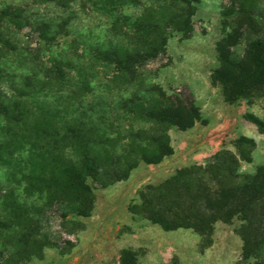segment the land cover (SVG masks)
Returning <instances> with one entry per match:
<instances>
[{
  "label": "rangeland",
  "instance_id": "obj_1",
  "mask_svg": "<svg viewBox=\"0 0 264 264\" xmlns=\"http://www.w3.org/2000/svg\"><path fill=\"white\" fill-rule=\"evenodd\" d=\"M193 5L190 36L184 38L167 27L164 52L148 59L130 81L104 62L100 53H133L132 22L144 14L161 21L175 17L183 9L179 0H0V94L4 101L22 99L30 115L38 110L51 112L61 135L72 122L86 125L91 130L88 141L101 142L108 154H123L133 135L159 132L168 136L173 149L159 164L139 162L125 181L100 188L87 179L94 193L87 218L69 215L63 221L59 206L46 209L39 215L41 232L59 247L64 241L74 246L64 255L57 248H44L42 260L32 258L27 264H118L122 250L137 252V264H264V240L258 248L259 237L241 230L245 223L238 217L229 224L217 222L211 246L202 249L205 239L191 230L165 232L129 212L140 205L142 190L162 184L176 170L203 165L219 152L239 157L233 143L240 137L255 145L241 147L251 162L240 161L238 173L252 176L264 165V134L244 119L245 114H252L264 121V90L230 105L224 102L221 86L211 83V72L219 66L216 44L223 36L234 30L241 33L232 48L235 59L242 58L249 42L264 39V0H198ZM159 91L192 95L207 124L196 123L182 132L138 117L142 103L137 99L148 101ZM3 125L0 118V129ZM92 129L98 131L97 139ZM32 147L6 157L5 164L0 162V218H6L3 204L9 203L11 195L26 208L42 206L39 196L28 195L24 184L17 182L12 167L21 168L20 160L27 159ZM80 153L78 148L64 150L67 157ZM238 231L249 242L247 260L242 259Z\"/></svg>",
  "mask_w": 264,
  "mask_h": 264
},
{
  "label": "trees",
  "instance_id": "obj_2",
  "mask_svg": "<svg viewBox=\"0 0 264 264\" xmlns=\"http://www.w3.org/2000/svg\"><path fill=\"white\" fill-rule=\"evenodd\" d=\"M179 1L183 9L175 17L161 21L144 14L132 22L134 52L100 53L104 62L114 65L120 74L133 81L139 67L164 52L167 27L182 33L184 38L190 36L193 2L198 0ZM240 37L241 33L234 30L217 42L219 66L211 72L212 85L221 86L224 102L230 105L264 90V39L249 42L242 58L235 59L232 48ZM3 99L0 94V118L4 121L0 129V162L5 164L6 157L17 156L26 146L37 144L27 159L20 160L21 168L17 164L12 167L19 177L17 182L24 184L25 192L39 196L43 203L40 208L32 209L17 202L14 195L7 198L9 203L3 204L8 211L6 218H0V264H27L32 258L42 260L44 248H57L60 255L68 253L74 245L64 241L59 247L51 241L41 232L39 215L56 204L63 221L69 215L87 218L94 205L93 187L87 179L104 188L125 181L139 162L156 165L173 154L169 138L162 132L144 137L133 135L123 154H108L101 142L88 141L86 137L91 130H87L86 125L72 122V127L61 135L56 116L51 112L38 110L30 115L22 99L8 102ZM137 100L142 104L136 115L165 129L183 132L196 123L207 124L190 94L167 95L159 91L148 101ZM244 119L264 134V121L252 114H245ZM92 132L97 139L98 131L92 129ZM245 144L255 145L253 140L240 137L233 143L239 157L229 151L219 152L203 165L176 170L174 176L162 184L142 190L140 205L132 206L129 212L165 232L191 230L205 239L202 249L211 246L217 222L229 224L238 217L245 223L241 230H251L259 237V248L264 240V165L252 176L238 173L240 161L251 162V157L242 152ZM65 148H78L81 153L67 157ZM238 234L243 241L242 259L247 260L251 256L248 239L242 231ZM138 255L132 250H122L118 264H137ZM172 264L179 263L173 261Z\"/></svg>",
  "mask_w": 264,
  "mask_h": 264
}]
</instances>
